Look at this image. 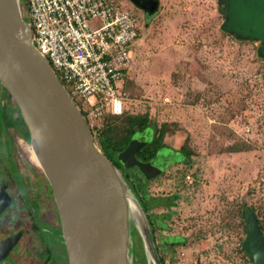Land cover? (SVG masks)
I'll return each instance as SVG.
<instances>
[{
    "label": "rangeland",
    "instance_id": "obj_1",
    "mask_svg": "<svg viewBox=\"0 0 264 264\" xmlns=\"http://www.w3.org/2000/svg\"><path fill=\"white\" fill-rule=\"evenodd\" d=\"M19 1L23 7L25 0ZM220 1L159 0L151 16L129 0H120L141 17L133 67L122 84L129 102L120 118L148 115L150 127L135 135L147 140L138 153L145 157L153 148L155 130L166 125L167 148L150 162L165 170L138 183L136 170L106 153L120 167L134 198L141 204L148 197L147 215L168 225L154 228L165 264H254L242 250L245 206L255 208L264 225V58L258 54L262 43L223 31ZM115 120L109 123L121 124L122 119ZM106 123L93 133L101 149L99 136ZM5 141L7 147L10 141L15 145L18 167H36L37 182L45 181L29 142L13 132ZM0 146V180H5V151ZM183 147L193 154L184 159L174 152ZM24 211L17 217L23 218L19 225L25 232L24 249L36 263L40 241L32 236ZM39 216L50 220L46 211ZM176 237L182 242L174 244ZM136 241L140 243L139 237ZM146 264L154 261L149 257Z\"/></svg>",
    "mask_w": 264,
    "mask_h": 264
},
{
    "label": "water",
    "instance_id": "obj_2",
    "mask_svg": "<svg viewBox=\"0 0 264 264\" xmlns=\"http://www.w3.org/2000/svg\"><path fill=\"white\" fill-rule=\"evenodd\" d=\"M153 13L152 0H130ZM223 29L262 43L264 0H221ZM0 83L28 129L30 149L47 178L60 214L68 264H132V225L138 221L155 264H163L148 220L114 162L95 140L85 116L49 59L33 42L19 0H0ZM147 140L134 136L117 155L128 169L151 180L163 171L137 159ZM243 243L254 264H264V232L248 213Z\"/></svg>",
    "mask_w": 264,
    "mask_h": 264
},
{
    "label": "built area",
    "instance_id": "obj_3",
    "mask_svg": "<svg viewBox=\"0 0 264 264\" xmlns=\"http://www.w3.org/2000/svg\"><path fill=\"white\" fill-rule=\"evenodd\" d=\"M36 48L50 61L94 133L129 102L122 84L133 67L141 17L120 0H25Z\"/></svg>",
    "mask_w": 264,
    "mask_h": 264
},
{
    "label": "flooded vegetation",
    "instance_id": "obj_4",
    "mask_svg": "<svg viewBox=\"0 0 264 264\" xmlns=\"http://www.w3.org/2000/svg\"><path fill=\"white\" fill-rule=\"evenodd\" d=\"M0 87L3 88L0 89V145L5 151L2 153L5 165L2 167V175L6 177L5 180H0V264L7 262L13 264H68L60 214L47 178L43 173L45 181L37 182L38 174L33 171L36 167H18L16 156H13L17 150L15 145L10 141L11 147L6 146L5 136L12 132L29 142V145L30 139L20 112L19 114L15 111L12 112L14 109L18 110L16 104L1 83ZM9 112H12L11 116L8 115ZM11 120L12 122H9ZM137 159L148 164L154 161V159L144 160L139 157V154ZM118 169L120 170V167ZM131 170L138 172L136 177L140 182L147 180L137 167ZM23 210H25V220L26 218L30 220L29 230L32 236H36V239L40 241V261L36 263L29 259V252L24 249L25 232L19 225L23 223V218H17ZM45 211L50 220L42 219L39 216ZM56 217L57 219H55Z\"/></svg>",
    "mask_w": 264,
    "mask_h": 264
},
{
    "label": "trees",
    "instance_id": "obj_5",
    "mask_svg": "<svg viewBox=\"0 0 264 264\" xmlns=\"http://www.w3.org/2000/svg\"><path fill=\"white\" fill-rule=\"evenodd\" d=\"M152 1L156 4L157 9L153 13L147 12V14L154 16L157 13V10L159 7V0H152ZM220 5L222 6V13L225 16L226 6L224 4H220ZM223 31H225V30L223 29ZM225 32H227V31H225ZM228 34L233 35L231 33H228ZM234 37L237 39H240V40H252V39H247V38H238L236 36H234ZM258 54L261 58H264L260 55L259 51H258ZM125 114H126V110L120 116H123ZM120 116L109 115L105 120V122L108 121V123H106V125H104L103 129L101 130L100 136H99L100 141H101L102 150L111 160H112V158L109 156V154L106 153V151H108L110 154L114 155L117 158V155L127 148V146L129 145V143L131 142V140L133 139V137L136 134H138L139 132H143L145 129L150 127L148 115H126V117H123V118H120ZM114 119H116L115 122L118 119H122L121 124L120 123L119 124L109 123V120L113 121ZM155 132H156V137H155L154 142H153V148L147 152L146 157L144 155L143 156L141 155L143 152L140 153V155H139V157L144 159V160H152V159L156 158V155L159 154L160 149L167 148L163 144V137H164V134L166 132V125L160 129H158V130H155ZM174 152H176V153L181 152L184 155V159L193 154L192 151L186 147L181 148L179 151L174 150ZM115 165L117 166L116 163H115ZM135 180H137L138 183H140V180H138V178L136 176H135ZM140 202H141V206H142L144 212L147 215L148 210H149V206H150V203L148 202V197L145 196L143 198V200H140ZM250 210H252L256 213V215L258 217L259 224H260V226L264 232V225L262 224V221H261L259 214L257 213L256 209L252 208V207H246L245 206V208L243 209V216L246 220V234L248 232V229H247L248 213ZM155 217H156V215H147V220H148V223L150 225L154 241H155V229H154L155 226L160 228V229H167L168 228V225L165 222H163L161 220L159 221V219H157ZM137 237H139L140 243H138L136 241ZM131 240H132V248H133V250H132V264H146L149 257L153 260L152 254L150 253L149 248L147 246L144 233H143V231H142V229H141V227L137 221H134V223L132 225ZM172 241H174V244H179L182 242V238L176 237ZM242 250L244 252H246L244 250V248H242ZM160 259H161L162 263L165 264L164 260L161 257H160Z\"/></svg>",
    "mask_w": 264,
    "mask_h": 264
},
{
    "label": "bare ground",
    "instance_id": "obj_6",
    "mask_svg": "<svg viewBox=\"0 0 264 264\" xmlns=\"http://www.w3.org/2000/svg\"><path fill=\"white\" fill-rule=\"evenodd\" d=\"M32 158H33V160L36 162V159H35V157H34V155L32 154ZM135 221H137V220H135ZM138 222V221H137ZM137 234V233H136Z\"/></svg>",
    "mask_w": 264,
    "mask_h": 264
}]
</instances>
